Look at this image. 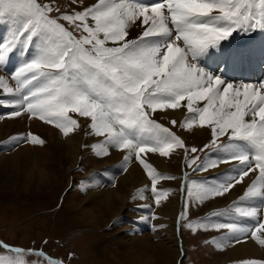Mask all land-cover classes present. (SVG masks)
I'll list each match as a JSON object with an SVG mask.
<instances>
[{"label": "snow or ice", "instance_id": "1", "mask_svg": "<svg viewBox=\"0 0 264 264\" xmlns=\"http://www.w3.org/2000/svg\"><path fill=\"white\" fill-rule=\"evenodd\" d=\"M4 23L9 33L0 37V69L8 72L15 86L0 75V89L12 97L0 99V107H13L10 117L27 114L64 136L81 127L79 118H87L88 134L104 138L94 145L96 154L119 150L124 153L125 170L134 157L150 178L159 205L168 192L158 191L157 184L176 177L157 171L147 155L169 157L183 149L188 156L204 149L187 147L154 114L186 109L190 115L180 127L207 128L212 138L205 149L224 153L199 163V156H193L187 167L209 171L235 162L236 173L213 183L191 181L187 197L202 203L224 196L246 177L251 180L238 202L212 213L232 216L230 222L208 218L186 227L225 230L220 240L212 241L221 249L225 242L239 243L242 237L264 246V82L236 83L232 76L256 54L234 41L258 28L264 30V0H96L70 13L43 0H0V24ZM133 28L138 29L136 36L131 35ZM17 54L21 63L12 70L8 64ZM260 54L264 55V48ZM170 124L175 127L177 121ZM222 137L227 140L221 141ZM12 142L44 144L31 132ZM186 209L187 203L180 219L186 218ZM245 219L255 224L242 223ZM0 250L7 253L0 255V264H27L29 255L63 264L42 251L3 241Z\"/></svg>", "mask_w": 264, "mask_h": 264}, {"label": "rangeland", "instance_id": "2", "mask_svg": "<svg viewBox=\"0 0 264 264\" xmlns=\"http://www.w3.org/2000/svg\"><path fill=\"white\" fill-rule=\"evenodd\" d=\"M94 1L83 0L81 4L77 0V3L73 4L71 0H43L44 3L53 2L61 8V11L69 13L73 10L82 11L84 8L96 3ZM53 15H57V13H53ZM89 22L91 23V21ZM64 23L68 27L66 22ZM261 37V33L256 31L252 34L253 39L251 38L252 40L250 41L255 43ZM261 43L264 44V38L263 40L261 39ZM70 115L76 118L75 114L70 113ZM154 118L166 127H172V130L185 141L187 147H195L198 150L204 149V151H198L186 156L183 149H177L176 151L183 153L181 168L176 166L178 162L175 158L169 160L171 171L155 167L157 171L166 176L176 177V179H163L156 186L158 191L168 192L167 197L160 201L159 206L163 207L166 199L168 201L176 200L179 203L175 221L176 233H178L176 226L177 217L180 218L181 213L185 211L187 203L186 218L181 219V235L178 233L181 236V238L179 237L181 246L179 247L178 244V248L172 247L166 235L157 233L159 232L158 227L153 224L155 219H152V222L147 223L145 226H141L139 223L137 225L142 228V235L154 237L152 239L153 243L166 244L165 256L176 258L177 263L175 264H181V262L182 264H221L218 261L219 258H223L225 255L226 249L218 248L212 241L220 240L225 230L214 231L210 229L205 231L197 229L193 231L186 227L189 223L195 224L208 218L212 222H222L217 216H212V213L223 212L233 204V202H229L226 199L227 193L221 197L204 200L202 203L186 195L187 189L191 187V181L198 183L207 181L209 177L215 174L212 173L211 169L209 171L194 172L192 168L186 165L187 160H190L193 156H199V163L200 161H205L206 156H209L208 154L211 155L213 153L214 149H205V145L209 144L212 138L211 133L207 128H204L205 133L201 135L202 137H198L196 136L197 134L192 132L185 136L186 130L180 127V121L176 120L177 125L173 127L170 124L171 120L158 112L154 114ZM87 121H89L87 118H79L81 127L75 131V134H79V138L81 137L80 146H82L77 164L73 166V160L65 151L61 150L62 153L60 154L57 150L53 149L48 154L49 157H53V160L48 165L49 172L42 181L43 183H37L33 178L30 181L29 178L27 179L24 175H21L15 163L6 167H0V238L4 239L3 242L5 243H14L18 247L25 249L50 252L48 253L50 258L62 259L63 257L69 264H164L165 257H161L163 253L159 248L155 249V247L153 248L154 251L150 252L151 258L149 255L145 256L144 253L134 252L132 249H129L128 253H125L127 259L123 255H120L118 249L120 245L115 241L121 229L120 224L117 222L127 220L128 224L132 226L135 225L136 221L133 222L129 218L127 219L123 214H119L115 220H111L112 216L106 208L88 200L87 175L91 171H103L108 155L98 156L96 154L94 145L98 141H96L94 135L88 134L91 132V129L89 128L90 122L86 123ZM85 128V134H88L87 138L82 137V129ZM10 137L7 139L9 144L12 141V137ZM83 140H85L84 143H82ZM226 140L227 137L221 138V141ZM0 147V156L3 155L2 153H8L7 155H9V149H12L11 151L17 150H13L14 145L9 147L3 144ZM109 149L121 153L115 148ZM44 150L45 148L41 152L43 155ZM123 157L121 156L120 158ZM120 167L121 165L113 166L111 172L116 173V169ZM120 172L123 174L125 170H121L120 168ZM186 174L187 178H185ZM146 177L148 178L147 174ZM104 178L108 179L109 184L114 187L120 179L116 177L112 180L109 176H105ZM100 180L104 181V179ZM82 184L85 192L81 191ZM146 191L149 193L147 188ZM151 194L155 196L153 192ZM219 198L224 199L221 205L214 206L216 205V200ZM152 199L154 202L155 198L151 197ZM131 210L134 211L135 209L132 208ZM88 212L96 213L101 224H97L95 227L91 226L87 219ZM98 226L100 228H97ZM70 253L72 254L71 258L69 257ZM0 255H7V253L0 250ZM252 258L259 260L262 258L264 261L263 257ZM252 258L248 257L233 262L227 261L223 262V264H233L242 261V263H245L251 261L250 259ZM26 261L27 264H32V262H36V264H48L47 259L35 255L27 256ZM171 264L173 263L171 262Z\"/></svg>", "mask_w": 264, "mask_h": 264}, {"label": "bare ground", "instance_id": "3", "mask_svg": "<svg viewBox=\"0 0 264 264\" xmlns=\"http://www.w3.org/2000/svg\"><path fill=\"white\" fill-rule=\"evenodd\" d=\"M94 2H96V0ZM256 31H259L262 37L257 42L252 43V41L250 40L253 39L252 34ZM256 31L252 32L249 35L237 36L234 42V44L236 45H238V42L240 41L249 42L248 45L245 42V45L243 47L253 49L256 53L252 57L251 63L258 65L259 71L254 74L255 79H250L248 81L254 84H258V80L264 82L261 70V61L264 60V55L260 54V50L264 48V44L261 43V39L263 40L264 38V30H260L258 28ZM137 34L138 29L133 28L131 30V35L136 36ZM19 63H21V58L19 54H17L15 57L10 59L8 67L14 70L16 65H18ZM0 75H3L8 78L10 85H12L13 87L15 86L14 81L11 80L7 71L0 69ZM234 82L240 83L243 82V80H234ZM11 98V96L3 94V90L0 89V99L7 101ZM14 110L15 109L11 106L0 107V146L3 144L8 145L9 147L14 145L13 150L17 149L16 151H11L12 149H9V155H7L8 153H2L3 155L0 156V167H6L15 163L21 175H24L27 179L29 178L30 181H32L33 178L37 183H40L46 178V175L49 172L48 165L51 164L53 157H49L48 154L53 149L57 150L60 154L62 153V151H65V153L69 154L71 159L73 160V166L77 164L78 159L80 157V151L82 149V146H80L81 137L79 138V134L76 135L75 132H73L68 136H64L62 133H60V130L55 128L53 125L46 124L38 119H29L27 114H23L19 117H10L8 113ZM158 113L166 118H169V120L175 119L180 122H183L185 117L190 115L184 108L168 110L166 112ZM89 122L90 121H87L86 123ZM83 124L82 126H84ZM82 130V137L85 138L88 135L85 134L86 128ZM185 130V136L192 132L194 134H197L196 136L202 137L201 135L205 133L204 128L201 129L198 127H194L190 131L187 129ZM29 132L43 139L44 144L34 145L31 143L20 142L16 144L18 145L16 146L15 144H13L12 141L11 144H9V141L7 140L10 136L14 138L18 137L21 134L26 135ZM95 137L96 141H98L97 143H95V145L100 143L104 139L103 137ZM84 141L85 140H83L82 143H84ZM43 148H45L44 155L41 153ZM216 153L218 155L217 158L222 157L224 155V153L222 152ZM216 153L214 152L206 157H209L210 159H217ZM121 156H124V153H118L109 149V155L107 157L106 166L103 168V171H91L87 175L88 178H86V182L88 184V200L93 202L94 204L106 208V210L109 211L108 213L112 216L111 220H115L119 214H123L125 217H127V219L129 218L133 222L136 221L141 226H145L147 223L152 222V219H155V221H153V224L158 227L159 232L157 233L161 235H166L167 240L171 243L172 247L178 248V244L180 247L181 244L179 242L181 236H179V234L175 231L176 215L179 209L178 201H168V199H166L163 207L159 205L157 206L155 201L153 202V199L151 200V196L146 191V184L148 183V178L146 177V171L144 170L143 166L140 165L139 162L133 157L132 161L127 164L125 170L124 157L120 158ZM171 158H175L178 162L176 166L181 168V163L183 161V153L181 151L175 150L169 157H162L156 153H149L146 157L147 161L151 163L153 167H156L158 169H165L167 171L172 170L169 162ZM233 164H235V162L221 163L218 168L211 169V171H213L212 173L221 174H215L214 178L211 179L209 183L223 180L226 175H235L236 173L232 171ZM115 165H121V170L123 169L125 170V172L123 174L122 172L112 173L111 168ZM35 167L36 169H34ZM250 175L254 178L255 174ZM105 176H109L112 180H114V178L116 177L120 179L117 185L114 187L109 183L106 184L103 180H100L104 179ZM250 183L251 180L246 177L242 184H237L233 189H231V191L226 194L228 195L226 199L229 202H238L239 197L243 195L246 187ZM133 197H135V199ZM223 200V198L217 199L216 205L214 206L221 205V202ZM133 205L135 206L131 207ZM130 208H134L135 210L133 211ZM229 218L230 221L233 219L232 216H230ZM87 219L93 227L97 226V224H101V222L99 221V217L94 212H88ZM117 223H119L121 226V229L119 230L117 238L115 240L120 245V248L118 247L120 255H123L127 259L125 253H128V250L132 249L134 252H142L145 256L149 255L151 258L152 255L150 252L155 247V249L159 248L163 253L161 257H165L164 264H169V261L170 264L171 262L173 264L177 263L176 258L165 256V243H153V236L142 235V228L138 225L131 226L130 224H128L127 220L123 222L118 221ZM242 223L251 226L255 224V221L251 219H245L244 221H242ZM97 228L100 227L98 226ZM223 248L226 249V252L223 258H219L218 262H220L221 264L227 261L233 262L237 260H243L248 257L264 258V247L257 244L251 238L245 239L242 237L241 242L239 243L225 242V246Z\"/></svg>", "mask_w": 264, "mask_h": 264}]
</instances>
